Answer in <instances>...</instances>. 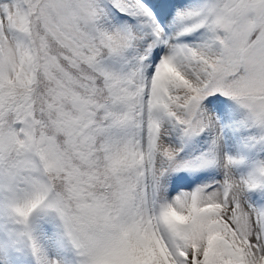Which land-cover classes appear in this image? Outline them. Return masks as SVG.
<instances>
[{"label":"snow or ice","instance_id":"snow-or-ice-1","mask_svg":"<svg viewBox=\"0 0 264 264\" xmlns=\"http://www.w3.org/2000/svg\"><path fill=\"white\" fill-rule=\"evenodd\" d=\"M0 264H264V0H0Z\"/></svg>","mask_w":264,"mask_h":264}]
</instances>
